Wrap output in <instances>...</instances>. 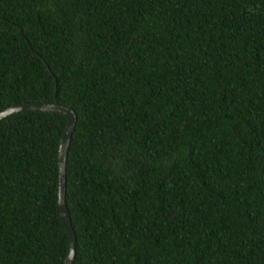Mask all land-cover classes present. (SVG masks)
Instances as JSON below:
<instances>
[{
    "label": "trees",
    "instance_id": "obj_1",
    "mask_svg": "<svg viewBox=\"0 0 264 264\" xmlns=\"http://www.w3.org/2000/svg\"><path fill=\"white\" fill-rule=\"evenodd\" d=\"M76 115L72 264H264V0H0V111ZM66 118L0 121V264H63Z\"/></svg>",
    "mask_w": 264,
    "mask_h": 264
},
{
    "label": "water",
    "instance_id": "obj_2",
    "mask_svg": "<svg viewBox=\"0 0 264 264\" xmlns=\"http://www.w3.org/2000/svg\"><path fill=\"white\" fill-rule=\"evenodd\" d=\"M20 111L53 112L63 115L66 118L67 123L61 135L58 148V206L60 218L69 237V252L65 257L63 264H72L75 255L76 238L73 228L71 226L69 211L66 206L65 189L67 151L71 135L75 127L76 115L70 107L61 105L58 101H55L53 103L32 101L15 104L0 111V121L13 113Z\"/></svg>",
    "mask_w": 264,
    "mask_h": 264
}]
</instances>
